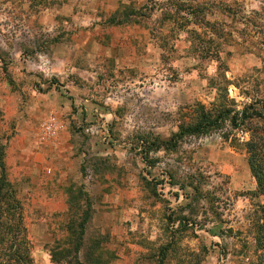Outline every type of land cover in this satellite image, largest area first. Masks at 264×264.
<instances>
[{
  "label": "rangeland",
  "instance_id": "374dc122",
  "mask_svg": "<svg viewBox=\"0 0 264 264\" xmlns=\"http://www.w3.org/2000/svg\"><path fill=\"white\" fill-rule=\"evenodd\" d=\"M197 1H238L248 17L218 15L234 34L223 72L189 52L211 44L192 27L175 28L165 51L138 25H109L119 5L103 0H0V142L33 264H55L60 230L88 204L84 251L108 264H264V194L246 146L264 120L177 136L203 110L262 109L264 0ZM50 115L61 128L44 142Z\"/></svg>",
  "mask_w": 264,
  "mask_h": 264
},
{
  "label": "trees",
  "instance_id": "16d2710c",
  "mask_svg": "<svg viewBox=\"0 0 264 264\" xmlns=\"http://www.w3.org/2000/svg\"><path fill=\"white\" fill-rule=\"evenodd\" d=\"M239 6L238 1L226 3L224 1L164 0L159 6H151L147 3L138 9H131L121 1L119 7L110 16L108 23L109 25L123 26L124 28L138 25L147 30L152 38L159 39V45L165 51H168V45H171L170 42L173 35L171 32H175V28L179 30L180 28L192 27L188 30L189 33L211 44L201 45L192 41L189 52L217 59L219 72H223L228 68V65L224 61L222 54H231L232 51H228L226 48L231 46L234 34L231 31H226V24L220 23L218 15L223 14L237 22L246 23L248 17ZM157 9L161 10V14L154 23H151L154 11ZM198 28L202 31H199ZM235 28L238 30L237 26ZM171 50H173V46L170 47L169 51ZM257 102H262V109L250 111V106H246L242 111H239L225 106L217 114L203 110L198 119L182 125L177 136L180 138L184 134L199 135L208 133L211 129L217 128L219 123L226 119H229L235 127H238L239 124H244L248 119L258 118L264 120V98ZM202 108L204 107L202 106ZM5 146L4 143L0 142V264H33L22 203L7 175L4 158ZM246 146L248 152H250L258 191L264 194V169L259 161L263 158L264 138L258 137L248 141ZM189 186L194 188L195 193L202 192L200 185ZM184 187L185 185L182 186V188ZM68 199L70 201V194ZM88 206V209L83 211L80 221L74 222L69 217L70 219L60 230L63 235L56 241L62 247L52 250V259L55 264H62V261L63 264H108V259L104 258L101 253L97 254L96 252L94 254L91 251H84L87 225L91 218V205L88 204ZM71 211L72 208L69 206V213ZM180 218L185 225H181L179 230H184L190 223L191 217L181 216ZM261 233L264 237V226ZM67 244L71 246L67 247ZM259 244L260 250L264 253V241L260 238Z\"/></svg>",
  "mask_w": 264,
  "mask_h": 264
},
{
  "label": "built area",
  "instance_id": "2783aa9c",
  "mask_svg": "<svg viewBox=\"0 0 264 264\" xmlns=\"http://www.w3.org/2000/svg\"><path fill=\"white\" fill-rule=\"evenodd\" d=\"M60 128L61 126L56 117L50 115L40 125V139L44 142L54 140L58 136Z\"/></svg>",
  "mask_w": 264,
  "mask_h": 264
},
{
  "label": "crops",
  "instance_id": "0c3cea01",
  "mask_svg": "<svg viewBox=\"0 0 264 264\" xmlns=\"http://www.w3.org/2000/svg\"><path fill=\"white\" fill-rule=\"evenodd\" d=\"M104 2H106L108 5H109V7H111V8H116L118 5H119V3L121 2V1H123V0H103Z\"/></svg>",
  "mask_w": 264,
  "mask_h": 264
}]
</instances>
